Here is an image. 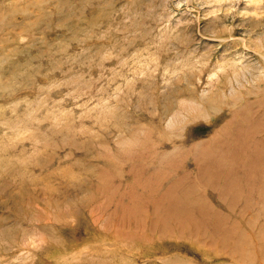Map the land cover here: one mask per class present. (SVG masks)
<instances>
[{
  "label": "rangeland",
  "instance_id": "rangeland-1",
  "mask_svg": "<svg viewBox=\"0 0 264 264\" xmlns=\"http://www.w3.org/2000/svg\"><path fill=\"white\" fill-rule=\"evenodd\" d=\"M263 67L264 0H0V264H264Z\"/></svg>",
  "mask_w": 264,
  "mask_h": 264
},
{
  "label": "bare ground",
  "instance_id": "bare-ground-1",
  "mask_svg": "<svg viewBox=\"0 0 264 264\" xmlns=\"http://www.w3.org/2000/svg\"><path fill=\"white\" fill-rule=\"evenodd\" d=\"M227 46H228V45H227ZM239 47H240V46H239ZM222 64H223V62H222ZM263 68H264V67H263ZM254 86H255V85H254ZM258 151H260V150H258ZM254 153H255V152H254ZM176 201L178 202V199H176ZM177 202H176V205H174V206H172V207L174 208V211L178 213V211L181 212L182 210H181V209H178V210L176 209V206L178 205ZM93 224H94V223H93ZM180 238H181V237H180ZM91 263H92V262H91Z\"/></svg>",
  "mask_w": 264,
  "mask_h": 264
}]
</instances>
